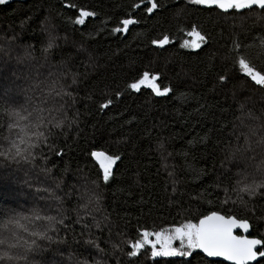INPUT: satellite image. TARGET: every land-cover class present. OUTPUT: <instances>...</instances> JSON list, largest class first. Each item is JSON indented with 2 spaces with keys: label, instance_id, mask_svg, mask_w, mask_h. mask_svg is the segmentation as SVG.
<instances>
[{
  "label": "trees",
  "instance_id": "1",
  "mask_svg": "<svg viewBox=\"0 0 264 264\" xmlns=\"http://www.w3.org/2000/svg\"><path fill=\"white\" fill-rule=\"evenodd\" d=\"M153 2L158 7L152 13L146 11L148 0L0 3V59L6 52L20 70L34 71L31 63L36 62L40 69L35 81L50 79L35 83L36 99L21 83L12 92L0 91V106L23 104L22 115L32 114L25 124L37 122L40 115L45 125L34 129L44 139H33L29 161L8 162L14 170L29 165L49 170L70 215L53 235L69 247L68 255L59 244L41 241L40 254L33 253V246L20 264H226L208 260L198 250L190 262L153 257L150 250L145 257L128 255V241L139 239L141 230L167 232L211 212L247 220L250 235L264 240V130L249 134L259 143L258 151L242 136L247 120L254 118L264 127V86L245 76L228 55L233 51L238 61L247 52L250 66L264 74V9L255 6L262 17L242 20L236 10L225 15L189 0ZM81 10L94 15L77 24ZM128 18L136 23L127 31H113ZM44 21L66 41L47 47ZM193 27L206 34V45L182 46ZM164 37L169 43L163 47L152 44ZM146 71L157 75L161 91L167 87L169 93L127 87ZM220 75L227 77L223 87ZM109 100L107 108L99 107ZM242 114L248 116L240 119ZM8 124L0 111V148L8 147L5 137L15 139L19 131L10 132ZM94 151L120 157L108 181L91 155ZM251 161L261 187L250 196L236 191L242 176H249L244 165ZM8 162L0 159V164ZM2 187L0 227L16 203ZM72 253L78 255L75 262L69 260ZM258 262L264 264V258Z\"/></svg>",
  "mask_w": 264,
  "mask_h": 264
},
{
  "label": "snow or ice",
  "instance_id": "2",
  "mask_svg": "<svg viewBox=\"0 0 264 264\" xmlns=\"http://www.w3.org/2000/svg\"><path fill=\"white\" fill-rule=\"evenodd\" d=\"M6 0H0V3H5ZM148 3L151 5L146 8V11L152 13L154 9L158 7L157 3H154L153 0H148ZM189 3L194 5H204L211 9L213 6L220 10L221 14H228L229 10H236V13L239 14L241 9H251L253 6H256L260 9H264V0H189ZM133 7H136L133 5ZM94 13L81 10L77 16L75 23L82 24L84 23V17L92 16ZM123 28L113 29V31H127L129 25L136 23L131 18L123 19L121 21ZM196 34L199 37V40L192 43L193 48H200L201 44H207V36L201 35L196 31V28L193 27L191 34ZM168 38L164 37L163 39H154L152 40L153 45L163 47L168 44ZM184 46V45H182ZM51 47V44L48 46ZM235 47H240V45H235ZM45 52L48 51L46 48ZM261 54L264 55V41H262ZM229 58L233 59L234 63L239 64L240 70L244 73L245 76L250 77L256 85L264 86V74H261V71H256L252 66H250V57L247 52L236 61L234 58V52H229ZM220 86L223 87L227 83V77L225 75H220L218 77ZM157 75H151L149 72H144L139 79L127 85L128 88L139 91L142 86L149 87L156 95H164L169 93L170 89L164 87L161 91L160 87L156 83ZM120 93L117 92L116 96H119ZM111 103L109 100L107 103L100 104V108H107ZM0 111H3L9 120L8 128L10 132L14 129H19L18 132H15V139L9 140L8 137H5V141L8 144L7 149L0 148V157H3L6 160H13L17 163L21 161H29L32 157V148L36 146L33 142V139L36 140L44 139L43 133L35 131L34 129L41 128L45 126L43 124V117L37 115V122L27 125L25 121L32 120V114L29 113L27 116L21 115L22 111L25 109H17L15 107L5 108L0 106ZM34 111L42 112L43 109H34ZM93 157L99 158L103 156V160H100V166L103 170V179L108 181L110 176L111 165L120 159L119 156H105L102 152H92ZM256 187H261V185L248 186L240 188V192H247L250 196L255 195ZM34 217L36 219H46L50 223L55 220V217L47 216L41 217L39 211L34 210ZM28 217L23 216L17 213L15 216L10 217L9 220L5 223L14 225L15 228H20L23 231H27L21 221L26 220ZM63 222L62 220L60 221ZM249 224L247 220H237L232 216H223L217 212H211L208 215L201 216L198 223H192L191 221L186 222L180 226L170 228L167 230L155 231L150 233L148 230L143 229L140 232V238L133 241H128V244L131 248V251L128 252L129 256L137 255V252L144 248L146 245L152 247L151 255L156 256H182L191 260V257L196 255V250H200L206 257H223L225 260L232 261L233 264H248L249 261L256 260L257 257L264 258V240L258 238H248L246 236H237L233 234L234 228H241L247 231ZM11 230V229H10ZM14 237H16V244L10 243L8 238H0V245H7V248L10 250L13 247H16L21 240L24 241L23 246L27 248H32L36 245L35 240H24L22 236H19L14 230H11ZM32 236L51 240V237L47 235L46 232H36L31 233ZM155 236V240H150V236ZM173 240L179 241V248L172 245ZM92 243V242H88ZM159 244V250H157L156 245ZM257 246H260L259 248ZM19 257L9 256L7 250L0 251V259L3 260H14ZM259 264V262H257Z\"/></svg>",
  "mask_w": 264,
  "mask_h": 264
},
{
  "label": "rangeland",
  "instance_id": "3",
  "mask_svg": "<svg viewBox=\"0 0 264 264\" xmlns=\"http://www.w3.org/2000/svg\"><path fill=\"white\" fill-rule=\"evenodd\" d=\"M239 14H241L239 19H242V20H244L245 18L249 16H253L257 18L262 17L261 11L257 9L255 6H253L251 9H241ZM262 22L263 21H260V23ZM42 27H43L42 33L46 36L45 41H46L47 47L49 46V44H51V47H53L60 42L66 41L62 37L63 35L57 34L56 29L53 27L50 21H44L42 24ZM189 33H192V32H189ZM189 33L183 45L187 48L193 49L191 45L193 42L198 41L199 37L194 33L191 35ZM78 51L84 52L82 47H79ZM18 59L21 60V58H18ZM31 64L33 67H35L34 71H32V69L20 70L21 65H19L18 62H13V60H11V56L7 55V53L5 52L3 61L2 59H0V91H4V89H6V91L10 90L12 92L14 91V87L18 85L19 83H21L23 84L22 88L28 89V91L30 92V98L36 99L39 94L34 89L35 83L38 82L40 83V85H42L46 81H50V79H45L42 81H38V80L35 81V79L38 76V69H40V65L36 62H32ZM51 69L52 68L50 67L49 71H51ZM27 83H29V85H26ZM18 89L19 88H17L16 90ZM15 108L24 109V105L20 104V105H17ZM22 114H23V111L21 112V115ZM247 116L248 114H242L240 115V119L245 118ZM247 121H249L248 122L249 125L247 127V130L244 131V133H242V136L246 139V142L249 144L250 148L258 151L261 149L259 148V143L257 144L256 138L254 140L249 139V136H250L249 134L261 135L264 130V127L261 125V123H259L254 118L247 120ZM263 145H264V140H263ZM1 148L6 150L7 146H3ZM103 158L104 157L101 156L99 158H96V160L100 164V160H103ZM262 158L264 159V155ZM0 159L4 161L6 160L3 157H0ZM6 161L8 162V160ZM253 162L254 161H251L250 163L244 165V166L249 167V170H248L249 176L248 175L242 176L241 180L239 181L237 185V191H236L237 193H240L239 189L244 187L245 185H248V186L258 185V182L256 179L257 176L255 173V171L258 170V168H256L254 171V167L256 165H253L252 164ZM112 165H111V168H112ZM260 165H263L264 167V163ZM168 169H169V165L167 167V170ZM49 176H51V173L45 167L44 168H38V167L34 168L29 165V167L26 169L25 167H21V168H15L14 170L13 167L9 165V162L8 164H0V189L3 188L2 186L8 188V191L11 194L10 197H12L14 201H16L15 205L13 203L14 209H12L10 217L15 216L17 213L28 217V219L21 221V223L25 227H27L28 229L27 231H23L20 228H15L14 225L12 224H7V227L3 225L0 227V238H8L10 243L16 244L17 243L16 237L13 236L12 231H11V230H14L19 236H22L24 240L31 241V238H34V240L36 241V245H34V248H37L33 250V248H27L23 246L24 244L23 240H21L16 247H13L10 250L7 248V245H0V251L7 250L9 253V256L17 255V257H19L18 259H14V260L0 259V264H20L22 261H26L27 258L31 256V255H28V253L31 252V250H33V253L35 255L40 254V249L38 248L37 244L41 241H48V242L51 241L57 245L59 244L57 242L56 237L53 235L59 230L58 228L62 226V224L65 222V218L70 215H69V211L66 212L65 211L66 208L63 207L64 205L63 197L59 193L57 180L54 178H50ZM83 187L85 190H88V183L87 182L83 183ZM18 188H22L23 190H19ZM90 191L91 193H95L94 188L90 189ZM242 193H245V192H242ZM246 195H248L247 192H246ZM34 210L39 211V214L41 217L51 216V217H55V220L50 223L46 219H36L33 214ZM61 220L63 221L62 223L60 222ZM33 231L46 232L47 235L51 237V240L41 239V238L32 236L31 233ZM152 237L153 238L151 240L156 239L154 235ZM171 243L174 247L179 248L180 246L178 240H173ZM58 248L60 250H63L66 253V255L70 253L69 247L65 246L64 243L59 244ZM156 248L157 250H159V244L156 245ZM149 250L152 253V247L149 245H146L144 248H141L137 254H142L143 257H145ZM70 257H71V259H69L70 262H75L78 255L72 253ZM165 257L186 258V257H182L179 255L165 256Z\"/></svg>",
  "mask_w": 264,
  "mask_h": 264
},
{
  "label": "water",
  "instance_id": "4",
  "mask_svg": "<svg viewBox=\"0 0 264 264\" xmlns=\"http://www.w3.org/2000/svg\"><path fill=\"white\" fill-rule=\"evenodd\" d=\"M220 214V213H219ZM220 215H222V214H220ZM224 216V215H223ZM233 217V216H232ZM235 218V217H234ZM238 220V219H237ZM199 221V220H198ZM239 221V220H238ZM248 222V221H247ZM198 223V222H197ZM249 224V223H248ZM250 233H251V227H250V224H249V227H248V229H247V231H245V230H243V229H241V228H234L233 229V234L234 235H237V236H241V235H243V236H246V237H248V238H257V237H254V236H251L250 235ZM259 239V238H258ZM258 248L260 247V246H257ZM261 250V249H260ZM199 252H200V250H198ZM201 253V252H200ZM206 259H208V260H215V261H221V262H224V263H226V264H233V262L232 261H228V260H225L223 257H206L203 253H201ZM260 259H262V258H260V257H257V259L256 260H253V261H249L248 262V264H254V263H256V262H258Z\"/></svg>",
  "mask_w": 264,
  "mask_h": 264
}]
</instances>
